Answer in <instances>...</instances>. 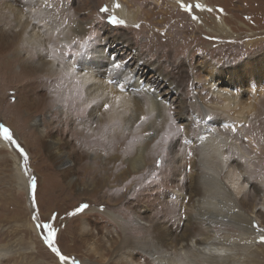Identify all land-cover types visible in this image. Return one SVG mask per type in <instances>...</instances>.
I'll list each match as a JSON object with an SVG mask.
<instances>
[{
  "label": "rangeland",
  "instance_id": "1",
  "mask_svg": "<svg viewBox=\"0 0 264 264\" xmlns=\"http://www.w3.org/2000/svg\"><path fill=\"white\" fill-rule=\"evenodd\" d=\"M112 2L124 4L132 17L118 14ZM21 21L32 23L50 53L60 54L66 63L75 60V71H84L82 62L97 48H106L108 60L129 61L144 71L146 79L159 77L163 91L173 92L167 102L170 117L163 121L156 111L147 110L131 125L125 123L122 136L127 140L134 134V139L121 151L120 165L100 166V148L75 145L73 132L76 124L95 119L96 114L86 107L77 112L74 104H53L56 82L39 70L20 77V64L12 70L8 66L15 56L13 48L9 52L0 46V249L6 252L0 264H126L128 257L133 264H155L148 247L160 242L162 230L173 244L187 235L199 241L208 224L203 226L189 196L198 186L196 180L215 174V165L205 164L200 148L199 125L205 104L213 100L207 71H234L264 58V0H0V26L11 33L7 43L16 40ZM80 21L82 33L74 31ZM68 22L74 25L72 36L62 37L61 28ZM216 23L227 27L224 33ZM32 32L29 29L28 37L20 41L22 56L36 44ZM43 49L37 62L52 59ZM117 80L108 82L120 91L142 89L121 87ZM257 101L255 113H246L249 119L242 123L235 121L233 112L231 118L215 113L228 138L225 152L246 183L242 197L229 201L230 209L245 217L264 199V95ZM190 102L197 107H188ZM64 109L74 118L67 132L57 128L61 120L57 113ZM123 114L131 118L130 112ZM187 121H192L189 128ZM42 129L50 136L44 142ZM56 138L69 143L61 144L69 162L84 163H59L48 147ZM140 144L147 147V163L134 171L129 160ZM259 211L261 220L252 224L264 228V213ZM232 213L214 217L211 224L213 238L233 253L229 264H264V237L248 234L247 222L228 216ZM195 256L197 263L207 264L204 256Z\"/></svg>",
  "mask_w": 264,
  "mask_h": 264
},
{
  "label": "bare ground",
  "instance_id": "2",
  "mask_svg": "<svg viewBox=\"0 0 264 264\" xmlns=\"http://www.w3.org/2000/svg\"><path fill=\"white\" fill-rule=\"evenodd\" d=\"M112 6H114L113 9L121 16H124L126 18L132 17L131 11L128 10L124 4L113 5L112 2ZM9 9L14 10V7L9 6ZM14 11L16 12V15L18 17H22L17 9H15ZM62 16H65V14ZM63 20L61 21V23L63 22ZM26 22L21 21V23H19V31L15 35L16 40L9 41V43H7V36L11 35V33L6 28H2L0 26V46H7L9 52L10 48H13V52H15V56L8 61L9 69L12 70V68H14L18 63L21 67V70L18 73L20 77H25V74L33 75L34 72L39 70L37 73L40 72V74H42L41 76H43L44 78L48 77L49 79L54 80L57 85V87L54 89H57L56 91L58 93L56 92L55 95H51L53 104H59L60 102L69 105L74 104L75 110H77V112H80L84 107L88 109L91 108L92 115L94 114L95 116L96 114V118L92 120L86 119L85 121L83 119L82 122L76 124V127L74 128L75 130L73 132L78 142H75V145L79 146L78 144L83 143L85 146L93 149L99 147L101 152L99 151L100 158L97 159L100 160V166L105 163H111L115 168H117L120 165L119 161L122 159L121 151L124 152V148H126L125 146L128 145L129 147L131 145L129 140L132 139L133 141L134 139V134L130 135L127 140H125L122 136L123 133L121 128L123 125H125V123H132V120L135 117H137L138 115H143L147 110H150V112L156 111L160 116H163V121L167 120L168 116L170 117V115H168L167 113V111H169L167 102L172 98L171 96L173 91H163V87L159 86V84L157 83L159 77L156 76L155 79H146L144 71L139 69L136 64V66L131 67V62L126 60H116L114 59V57L110 61L108 60V50L106 48L98 49L97 47V52L95 54L93 53L91 59L89 58V60L87 59L82 62V64L84 65V71H75L72 68L74 63H76L75 60L71 63L67 62V64L60 54L59 55L61 57L55 53L57 51L54 52L56 55L50 53L47 49L46 42L42 41L43 39L37 35L36 31H34L32 23L28 21ZM71 23L68 22L67 25H63L65 26V28H61L62 31L60 30V34L63 33L61 35L62 37L68 38V35H70L71 31L73 30L72 26L74 27V25H71ZM56 24L58 23L56 22ZM217 25L222 30L220 31L223 33L225 29H227V27H225V25L222 23H218ZM57 28L60 29V27ZM74 28V31L77 32L79 31L82 33L83 31H85L84 24L81 21L76 24ZM29 29L33 31L32 35H30L32 38H34L33 40H35L36 44L34 43L35 45H30L32 46V49H26V54L22 56L21 51L23 50L21 48L20 41L25 40L28 37L29 33H27V31ZM53 36L55 35L53 34ZM37 39H39L40 42H38ZM43 48L47 50V54L48 52L50 53L48 56H51L52 59L44 61L39 60V62H37L36 60L42 57L41 55H44L42 52ZM260 64L264 68V58L254 59L249 64H244L243 66L235 68L234 71L233 69L226 68L223 70L216 68L208 69L206 84L208 86V89H210L211 96L213 97H211V99L213 100L210 103L205 104V115L201 119L202 122H200L199 125L201 136L200 148L203 151L202 155L205 164L208 165L210 163H213L215 165V174L210 178L201 177L199 178V180H196L195 183H197L198 186H193V193H190L189 196V202L190 200H192L193 207L196 209L197 214L203 217V226H205V224H208V226L204 228L205 236L198 239L199 241H196L194 238L189 237L186 234L187 236H185V238H183L182 236H178V242L175 244H173L169 240V238H167V232H164V230H162L161 234H158V238L160 237L158 240L160 242L151 244L148 247L149 255L150 257H152L155 264H199L195 261V255L199 256V258L201 256H204V260H206L207 264H229V261L232 259L233 253L231 252V250L220 244V242L217 241L215 237L213 238V235L211 234V224L214 222V217H220L222 215L228 214L229 212L232 213L231 211H233V213L229 214L228 216L231 215L233 217H241L247 222V225H249L248 227L252 228L251 230L248 228V234L255 232L259 235V237H264V230H262L264 228H262V226L256 227L252 224L253 221L258 222L261 220L258 217V211L261 210L264 213V199H262L260 207H258L257 205L253 207V214H251L250 216H243L242 213L239 212V210H236V208L230 209L231 205L229 204V201L234 200L237 202V199L242 197V193L246 188V183L243 181V173L237 171L235 165L232 164V157L229 156L227 152H225V147L229 143L228 138L221 132V126H219L218 120L215 119L216 112L221 116L226 115L229 118H231L230 112H233L235 115V121L242 123L243 121L249 119V116L246 113H255L259 102L257 101V96L264 95V71L261 70ZM43 74H46L47 76H44ZM114 77L118 79L116 82L117 84L120 83L121 87L126 88L128 86L131 88L132 86H141L142 89L139 92L130 89L127 92L120 91L116 85L110 84L108 82ZM144 93L146 95H144ZM251 93L254 95L253 99L251 98ZM243 95H249L248 98L246 97L248 101L247 99L243 98ZM101 100L103 101L102 103L107 102V105L108 103L109 105L106 107L104 105L103 107L100 104ZM24 105L28 106V102H25ZM193 106L197 107V104H193L192 102L188 104V107L190 108ZM73 109L74 108H72V110ZM126 111L131 113V118H129L130 115L129 117H126L127 114H123ZM67 112L68 110L66 111L64 109V111H62L61 113H57V115L59 114V117L61 118L60 121L57 120L59 122L57 128L59 127L60 130L66 132L68 122H74V118H72V116H69ZM216 118H219V116H217ZM191 122L185 123V127H191ZM215 123H218V125H216ZM41 132V141L44 142L45 138H50V136H47V132H45L44 134L43 129L41 130ZM48 144L50 150H52L56 154L59 163L65 165H81L80 163H84L82 162V159V161L78 159L77 162H69L70 157L68 156V152L66 150H63V147L69 145V143L64 142L62 144L60 139L56 138L50 140ZM61 144L64 146L62 147ZM261 153H264V150H261ZM107 154H109L110 157ZM147 154L148 151L146 145L140 144L137 147L135 156H133L129 160L132 170L136 171L138 170V168L145 166V164L147 163ZM103 157L106 158L103 159ZM263 161L264 160H261V163ZM262 198H264V192L262 194ZM173 247H176V249L173 250ZM2 254H6V252L3 251L2 253L0 249V259L2 258ZM130 260L131 258L128 257V259H126V264H133V262Z\"/></svg>",
  "mask_w": 264,
  "mask_h": 264
}]
</instances>
